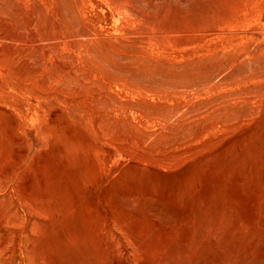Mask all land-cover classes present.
<instances>
[{"label":"rangeland","instance_id":"obj_1","mask_svg":"<svg viewBox=\"0 0 264 264\" xmlns=\"http://www.w3.org/2000/svg\"><path fill=\"white\" fill-rule=\"evenodd\" d=\"M0 264H264V0H0Z\"/></svg>","mask_w":264,"mask_h":264}]
</instances>
